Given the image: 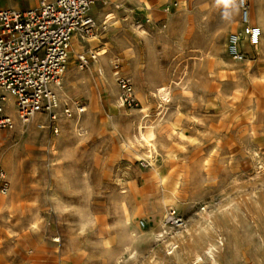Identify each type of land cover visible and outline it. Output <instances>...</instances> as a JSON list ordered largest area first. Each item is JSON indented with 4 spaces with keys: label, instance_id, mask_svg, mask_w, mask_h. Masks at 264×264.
Masks as SVG:
<instances>
[{
    "label": "rangeland",
    "instance_id": "obj_1",
    "mask_svg": "<svg viewBox=\"0 0 264 264\" xmlns=\"http://www.w3.org/2000/svg\"><path fill=\"white\" fill-rule=\"evenodd\" d=\"M244 1L247 17L261 9L264 21V0ZM145 2L94 0L93 25L71 40L68 57L75 41L80 44L66 65L71 62L77 73L61 78L70 102L59 106L58 101L56 121L58 117L62 123L68 110L69 118L80 117L86 129L79 144L70 147L74 172L68 176L65 194H46L54 187L52 165L65 169L67 163L59 147L54 156L47 151L49 142L23 151L15 184L0 161L8 184L3 192L0 181V195L13 196L0 217V264H194L196 254L200 264H209L208 253L219 264H264L256 236L264 241V27L257 48L253 45L249 52L243 47L245 58L238 42L243 57L235 60L228 49L229 36L235 34L228 31L231 25L225 14L232 9L240 22L239 0H165L149 4V12L141 8ZM100 12L114 14L104 24ZM102 46L109 55L106 65L100 66L91 54ZM91 67L93 73L87 72ZM121 79L130 85V103ZM162 84L170 86V93L158 117L160 101L152 94ZM82 108L85 111L79 113ZM7 109L13 113L12 100ZM13 119V129L0 131V139L17 132L20 122ZM149 121L153 127L168 125L154 143L158 152L153 159L143 155L142 146L136 153L131 150L137 145V126ZM31 125L45 140L56 136L44 116ZM79 170L81 178L74 175ZM161 179L167 183L162 185ZM189 180H197L200 189L187 188L184 183ZM174 182L180 184L183 199L195 200L187 211H174L184 226L192 216L198 220L209 215L215 229H209L210 236L202 237L206 231L202 228H189L183 241H170L177 231L167 220L171 207L164 211L163 226H157L154 206L162 198V187ZM14 185L19 194H9ZM79 205L84 207L78 211ZM164 229L169 235L162 233ZM130 238H136L134 245Z\"/></svg>",
    "mask_w": 264,
    "mask_h": 264
},
{
    "label": "built area",
    "instance_id": "obj_2",
    "mask_svg": "<svg viewBox=\"0 0 264 264\" xmlns=\"http://www.w3.org/2000/svg\"><path fill=\"white\" fill-rule=\"evenodd\" d=\"M93 2L36 0L33 8L24 11L0 8V131L13 129V118L27 124L35 116H44L50 130L57 134L55 111L58 100L54 86L64 72L72 38L79 32H86L92 25L90 7ZM240 7L243 9V23H246L244 0H240ZM246 34L255 45L260 30L252 27L246 29ZM228 42L230 55L240 60L239 38L230 35ZM119 83L125 101L130 103V85L123 79ZM7 97L12 100L11 114L7 109ZM79 111L82 113L85 109ZM65 115L70 117L68 111ZM0 181L5 192L8 184L1 170ZM167 220L173 230L184 226L183 218L172 211Z\"/></svg>",
    "mask_w": 264,
    "mask_h": 264
},
{
    "label": "bare ground",
    "instance_id": "obj_3",
    "mask_svg": "<svg viewBox=\"0 0 264 264\" xmlns=\"http://www.w3.org/2000/svg\"><path fill=\"white\" fill-rule=\"evenodd\" d=\"M142 1V0H141ZM119 2V1H118ZM116 3V2H115ZM125 3V2H124ZM137 3H139V2H137ZM239 3H240V0H239ZM119 4V3H118ZM140 5V4H139ZM240 5V4H239ZM138 6V5H137ZM136 6V7H137ZM235 6V5H234ZM135 7V8H136ZM139 7V6H138ZM261 7V6H260ZM91 8V7H90ZM141 8H142V10L143 11H147V12H149L148 10H149V4L148 3H143V4H141ZM151 8V7H150ZM254 9V8H253ZM233 10H235V9H233ZM256 11V10H255ZM102 12V11H101ZM100 12V14H99V16H101L102 17V19L103 20H101V22L103 21V23L104 24H106L108 21H110L111 20V17H113L112 15L114 14H111V13H101ZM260 14H262V11H261V9H259V10H257L256 11V13L255 12H251V14H250V17L247 19V21H246V23H243L242 22V20H240V22H238L235 18V16H236V12H233L232 11V9H227L226 10V14H225V19H226V22L228 23V24H230L231 25V28L230 29H228V31H230V30H232L233 32H234V34L239 38V41H241L240 42V44H239V48H240V51L241 52H243V55H244V58H245V56L248 54L246 51H244L243 50V47L244 46H246L247 48H248V50H249V52L252 50V47H253V43H252V39H251V37L249 36V35H247L246 34V29H249V28H252V27H256V28H258L259 30L260 29H263L262 28V25H263V27H264V21H263V19H262V17H261V15ZM171 20V19H170ZM105 21V22H104ZM112 22V21H111ZM93 19H92V25H93ZM169 24V23H168ZM258 24H261V28H259L258 26H255V25H258ZM260 26V25H259ZM167 27V26H166ZM165 28V27H164ZM237 31H239V32H237ZM232 32V33H233ZM139 33V32H138ZM77 34H81V32H79V33H77ZM142 34V33H141ZM146 34V33H145ZM146 36V35H145ZM149 37H150V35H148ZM261 37V30H260V35H259V37H257L256 38V44H255V48H257L258 47V45H259V38ZM263 37V36H262ZM76 39V38H75ZM80 39L82 40L83 39V37H81L80 36ZM91 39V38H90ZM95 39V38H94ZM152 39V38H151ZM92 40V39H91ZM97 40V39H96ZM95 40V41H96ZM148 40V39H147ZM245 41V42H244ZM262 41V40H261ZM88 42H92V41H88L87 40V43ZM79 44H80V40L78 39V41H75V44H73V48H72V53H71V55H69V57H68V59H69V61L70 60H72V58H74L73 56L77 53V51H78V48H79ZM86 44V43H85ZM261 44V43H260ZM149 45V44H148ZM144 47V46H143ZM222 48V44H221V47H220V49ZM254 48V49H255ZM260 48V47H259ZM122 49V48H121ZM151 51V50H150ZM92 57L95 59V60H98V63H99V65L100 66H102V65H106V60H107V58H108V55H109V52H108V50H107V48L106 47H104V46H102V47H100V48H97V50L96 51H94V52H92ZM243 57V56H242ZM83 57H81L80 58V60L82 59ZM152 58V57H151ZM150 58V59H151ZM143 59V58H142ZM74 60V59H73ZM84 60V59H83ZM147 61V60H146ZM145 62V61H144ZM67 63V62H66ZM132 64V63H131ZM147 64H149V63H147ZM95 66V65H94ZM145 66V65H144ZM152 66V65H151ZM154 67V66H153ZM153 67H151L150 69H153ZM94 68V67H93ZM75 67L72 65V63L71 62H69L67 65H65V69H64V71L66 70V72H63V74H62V76H61V78L62 79H68L69 78V76L71 77V72L73 73L74 71H75ZM107 69V68H106ZM106 69H105V72H106ZM144 69H146V68H144ZM95 71H97V69L95 70ZM146 71H148V70H146ZM76 72V71H75ZM87 72H91V73H93V69H92V67L91 68H89V71H87ZM161 72V71H160ZM163 72V71H162ZM77 73V72H76ZM76 73H74V75L76 74ZM78 73H80V72H78ZM86 73V72H85ZM95 73V72H94ZM144 73V72H143ZM156 73V72H155ZM154 73V74H155ZM166 73V72H165ZM146 74V73H145ZM150 74H152V72L150 73ZM154 74H153V76H154ZM73 75V74H72ZM78 75V74H77ZM100 75V74H99ZM149 75V74H148ZM211 75V74H210ZM115 76V75H114ZM166 76V75H165ZM85 77V76H84ZM155 77V76H154ZM158 77V76H157ZM164 76H163V74H162V78H163ZM143 78H145V77H143ZM149 78V77H148ZM151 78H152V76H151ZM168 78H169V76L167 77V81H168ZM62 79H60V81L58 82V84H56L55 86H54V91H55V93H56V95H57V98H58V101H59V106H68L67 104H69L68 102H70V97L68 96V94H67V90L66 89H64L63 88V86H62V83H61V80ZM146 79V78H145ZM159 79V78H158ZM163 80H164V78H163ZM166 80V79H165ZM147 81V80H146ZM158 83V82H157ZM160 83H161V81H160ZM154 84H155V82H154ZM170 84V83H169ZM173 84V83H172ZM171 84V85H172ZM143 86H145V85H143ZM169 88H170V86L169 85H163L162 84V86H159V87H156L155 88V90H154V93L152 94V95H155L158 99H159V101H160V105L158 106V110H157V116L158 117H160L161 116V114H162V112L163 111H165L164 110V104H165V102H167V100L169 99ZM146 89V88H145ZM161 89H163L164 91H161ZM149 91V90H148ZM182 92V91H181ZM151 95V94H150ZM147 96V95H146ZM154 96V97H155ZM153 97V98H154ZM9 97H7L6 98V101H7V99H8ZM172 98V97H171ZM156 101V100H155ZM158 101V102H159ZM122 103V102H121ZM164 103V104H163ZM173 103V102H172ZM117 104H118V102H117ZM159 103H157V105H158ZM167 104H168V102H167ZM169 106V105H168ZM60 108V107H59ZM168 109V108H167ZM67 110V109H66ZM68 111V110H67ZM58 112V111H57ZM66 112V111H65ZM69 112V111H68ZM78 113V112H77ZM83 113V112H82ZM166 113H167V111H166ZM58 114V113H57ZM60 114V113H59ZM88 114V113H87ZM90 114V113H89ZM88 114V115H89ZM85 115V114H84ZM166 115V114H165ZM61 116V115H60ZM59 116V117H60ZM63 116V115H62ZM86 116V115H85ZM76 117H78V116H76ZM156 117V116H155ZM168 117H170V116H168ZM65 119H63L62 121V123H61V120L57 117V121L55 120V122H56V124H57V126H58V129L60 130V133L58 134H56V136L54 137V139L53 140H51V141H48V140H45L43 137H40V136H38V132L36 131V130H34V126H32L31 125V122L33 121V119H35V117L28 123V124H25V123H22V122H20V123H18V129H17V132H11V133H9L7 136H5V137H2L1 139H0V161L2 162V163H4V165L8 168V171H9V178L11 179V180H13L14 179V181H13V183L15 184V180H16V178H17V176H19V175H17V172L18 171H20L21 169H22V166H23V164H22V162L20 161V158H21V155H22V153L24 154L25 152H23V151H25V150H31V149H34L35 148V146H39V147H42V146H45L48 142V145H49V149H47V151L49 152V153H51V155H53L54 156V150L56 149V147H59L60 148V152L62 151L63 152V157L65 158V160H66V166H65V169H62V167L61 168H58V167H56V166H54V165H52V168L50 169V176H51V178H52V180H53V183H54V187L53 188H51L50 190H49V192L48 193H46V194H65V191L67 190V188H66V185H67V181H68V176H69V174L70 173H73L74 172V169H73V160H72V154L73 153H71L70 151L72 150L70 147H72V145H74L75 143H78V141L80 140V137L82 136V135H85V129H84V125L86 124V123H84L82 120H81V118L80 117H78V118H74L73 117V119L72 118H69V117H64ZM163 119H164V117H162ZM87 120V119H86ZM88 120H89V118H88ZM87 120V121H88ZM167 120V119H166ZM169 120H170V118H169ZM35 122V121H34ZM17 123V122H16ZM84 123V124H83ZM152 123V122H151ZM150 123V121H149V123H146L145 122V124H143V123H139L140 125H136L138 128H137V135H136V138H134V139H136V141L135 142H137V145H135V144H132L133 146H135V148L137 149H135L133 146H131L132 148H131V150H135L134 152L136 153V152H138L139 151V148L142 146L143 147V150H144V154L143 155H145L148 159H153L154 158V156H155V154L158 152L157 151V149H156V146H155V141L157 140V139H160V136H162V129H164L165 128V125H167V124H162V125H159L158 127H153L152 126V124ZM32 126V127H30V126ZM34 125V124H33ZM61 125H62V127H61ZM88 125V124H87ZM41 125H37L36 127L38 128V129H41V130H43V129H45L46 127H43V126H41ZM89 126V125H88ZM168 126V125H167ZM28 127V128H27ZM91 127V126H90ZM88 128V127H87ZM166 129V128H165ZM136 133V132H135ZM171 134H173V132H171ZM167 135V134H166ZM43 136V135H42ZM165 136V135H164ZM172 136V135H171ZM169 137V136H168ZM178 137V136H177ZM179 138V137H178ZM177 138V139H178ZM8 139H10L12 142H10V145H7V146H4L2 143L3 142H6V140H8ZM82 139H84V138H82ZM83 141V140H82ZM158 141H160V140H158ZM81 142V141H80ZM127 142V141H126ZM126 142H124V143H126ZM133 142V141H132ZM134 142V143H135ZM157 142V141H156ZM167 142H168V140H167ZM218 142V141H217ZM155 143V144H154ZM51 144V145H50ZM79 144V143H78ZM127 144H128V142H127ZM157 145V144H156ZM75 146H77V144L75 145ZM129 146H130V144H129ZM158 146H159V144H158ZM79 147V146H78ZM77 147V148H78ZM129 148V147H128ZM71 149V150H70ZM130 149V148H129ZM143 150H141V151H143ZM59 151V150H58ZM76 151V150H75ZM31 153V152H30ZM142 155V154H141ZM157 155V154H156ZM58 156V155H57ZM60 156V155H59ZM144 156V157H145ZM61 157V156H60ZM150 161V160H149ZM51 162H53L52 160H51ZM63 164H64V162H63ZM80 170L79 171H76L75 173L76 174H74V175H76L77 177H79L80 176ZM13 176H14V178H13ZM196 176V175H195ZM82 176H80V178H81ZM189 177V176H188ZM86 178V177H85ZM85 178H83V179H85ZM162 178V177H161ZM164 178V177H163ZM194 178V177H193ZM75 179V178H74ZM79 179V178H78ZM86 180V179H85ZM197 181V180H196ZM196 181L195 180H189V181H187L186 183H184V184H186L187 185V188H190V187H193V188H195L194 186L195 185H197V187L199 188V186H198V184H196ZM160 182L162 183V185H164V184H166L167 182H165L163 179H161L160 180ZM75 184V183H74ZM168 185V184H167ZM167 185H165L164 187H162V198H161V200L159 201V203H157V205H155L154 207H155V214H156V220H157V226H163L162 225V219H163V215H164V211L166 210V208L167 207H171V208H169L170 209V212L172 211L173 213H175V214H177L174 210L175 209H179V208H181L182 210H184V211H187L189 208H190V205L191 204H193L194 202H195V200L193 199V198H186V199H183L181 196H180V192H179V186H180V184L178 183V182H174L173 184H171V185H169V186H167ZM85 187V186H84ZM87 187V186H86ZM200 189V188H199ZM86 191H87V189H86ZM47 192V191H46ZM184 192V191H183ZM79 193V192H78ZM86 193V192H85ZM123 194H124V192H122ZM3 194V193H2ZM9 194H19L17 191H16V187H15V185H14V187H13V189H12V191L9 193ZM83 194V193H82ZM183 194V193H182ZM49 197V196H48ZM51 198V197H50ZM58 199V198H57ZM12 200H13V196L11 197H7V196H3V195H0V217H1V212H3L2 210H4L5 208H7L8 209V205L9 204H11V202H12ZM49 201H50V199H49ZM48 201V202H49ZM126 201V200H125ZM51 202V201H50ZM125 203V205H126V202H124ZM50 204V203H49ZM12 205V204H11ZM81 205V204H80ZM79 205V208H78V211H79V209L81 210V209H83V207L82 208H80L81 206ZM83 205V204H82ZM124 205V204H123ZM125 205H124V208H125ZM120 206V205H119ZM14 207H15V205H14ZM10 208V207H9ZM34 209V208H33ZM126 209V208H125ZM124 209V210H125ZM6 210V209H5ZM37 210V209H36ZM64 210V209H63ZM127 210V209H126ZM83 211V210H82ZM81 211V212H82ZM163 211V212H162ZM75 212V211H74ZM86 212V211H85ZM127 212V211H126ZM161 212V213H160ZM169 212V213H170ZM205 212V211H204ZM15 212H13V214H14ZM36 213V212H35ZM163 213V214H162ZM12 214V215H13ZM16 214V213H15ZM26 214V213H25ZM25 214H24V217H25ZM36 214H38V213H36ZM76 214V213H75ZM77 214H78V212H77ZM76 214V215H77ZM162 214V215H161ZM207 214V213H206ZM209 214V213H208ZM19 215V214H18ZM27 215V214H26ZM178 215V214H177ZM202 215V214H201ZM16 216H17V214H16ZM28 216V215H27ZM30 216V215H29ZM32 216V215H31ZM30 216V217H31ZM74 216V215H73ZM88 216V215H87ZM209 215H207V217L206 216H202L200 219H198V220H196V219H194L193 218V216L190 218V223H189V221H188V223L187 224H189V226H183V229L182 230H177L176 231V237H173V236H171L170 237V241H178V240H182L183 238H186L185 237V234L188 232V230H189V228H193V230H195V229H200V228H202L204 231H205V233L203 234V236L202 237H205L204 235L206 234L207 235V237L208 236H210V235H208L209 234V229H211L212 231L213 230H215L214 229V227H213V225H212V221H209V217H208ZM211 216V215H210ZM9 217V216H8ZM17 217H19V216H17ZM17 217H15V218H17ZM21 217H22V214H21ZM75 217H77V216H75ZM23 218V217H22ZM29 218V217H28ZM33 218V217H32ZM124 218V217H123ZM4 219V218H3ZM78 219H79V217H78ZM131 219V218H130ZM7 220V219H6ZM9 220V219H8ZM7 220V221H8ZM17 220H18V218H17ZM26 220V219H25ZM36 219H34V221H35ZM128 220V219H127ZM0 221H2V220H0ZM6 221V222H7ZM31 221V220H30ZM131 221V220H130ZM165 221V220H164ZM5 222V221H4ZM17 222V221H16ZM15 222V223H16ZM19 222V221H18ZM22 222V221H21ZM26 222V221H25ZM27 222H28V220H27ZM124 222V221H123ZM20 223V222H19ZM23 223V222H22ZM164 223V222H163ZM2 224V223H1ZM8 224V223H7ZM29 224V223H28ZM33 224H34V222H33ZM205 225V226H204ZM67 226V225H66ZM129 226V225H128ZM7 227H8V225H7ZM73 227V226H72ZM158 227V228H159ZM128 228H131L132 229V227H128ZM157 228V229H158ZM195 228V229H194ZM33 229V228H32ZM161 229V228H160ZM10 230V229H9ZM165 230V229H164ZM211 230H210V232H211ZM197 231V230H196ZM195 231V232H196ZM8 232V231H7ZM13 232V231H12ZM193 232V231H192ZM128 233H129V231H128ZM131 233H133V232H131ZM160 233V232H159ZM162 233H165L166 235H169V233L165 230V231H163ZM214 233V232H213ZM155 234V233H154ZM153 234V235H154ZM197 234V233H196ZM10 235H12V234H10ZM127 235V234H126ZM159 235H162V234H158L157 236H159ZM129 235H127L126 237H128ZM132 236V235H131ZM156 236V235H155ZM254 236H255V234H253V236H252V238H251V241H253V245H256V241H255V239H254ZM257 236V238L258 239H260V241H261V243H262V245H261V249H259V252H260V254L263 256V258H264V241H263V239H261V237H260V235H256ZM151 237H153V236H151ZM191 237V236H190ZM195 237V236H194ZM202 237L201 238H198L199 240L200 239H202ZM153 238H155V237H153ZM210 238V237H209ZM85 239V238H84ZM134 239H136V238H134ZM134 239H132V238H130L129 240H130V243L132 244V245H134L135 244V240ZM120 240V239H119ZM155 240V239H154ZM220 240V239H219ZM55 241H58L57 239L55 240ZM183 241V240H182ZM190 241H192V240H190ZM195 241H196V239H195ZM202 241V240H201ZM201 241H198L197 240V242L199 243V242H201ZM60 242V241H59ZM220 242V241H219ZM129 243V242H128ZM127 243V244H128ZM192 245H194L193 243H191ZM190 244V245H191ZM172 245L174 246L175 244L174 243H172ZM198 245H200V244H198ZM220 245H224L222 242H220ZM257 245H258V243H257ZM127 246V245H126ZM188 246V245H187ZM129 247V246H128ZM193 247V246H192ZM212 247V246H211ZM125 248V247H124ZM133 248V247H132ZM185 248V247H184ZM212 249V248H211ZM113 250V249H112ZM111 250V251H112ZM124 250V249H123ZM127 250V249H126ZM125 251V250H124ZM128 251V250H127ZM135 251V250H134ZM194 251V250H193ZM206 251V250H205ZM257 251V250H256ZM256 251H254V252H256ZM132 252V251H131ZM195 252V251H194ZM62 253H63V251H62ZM123 253V252H122ZM121 253V254H122ZM108 254H110V253H108ZM120 254V255H121ZM196 254V253H195ZM210 256H209V258L207 259V258H205L206 260H208V262L207 263H209V264H219L218 263V261H217V259H216V257H215V255H213V254H211V253H208ZM256 254V253H255ZM254 254V256H256ZM119 255V256H120ZM113 256V255H112ZM119 256H118V258H119ZM127 256V255H126ZM128 256H129V254H128ZM216 256H217V254H216ZM258 256V255H257ZM256 256V257H257ZM261 256V257H262ZM108 257V256H107ZM117 257V256H116ZM122 257V256H121ZM205 256H203V258H204ZM218 257V256H217ZM259 257V256H258ZM112 258V257H111ZM192 259V258H191ZM204 259V260H205ZM259 259H260V257H259ZM262 259V258H261ZM112 260V259H111ZM110 260V261H111ZM117 260V259H116ZM201 257H200V255H195L194 257H193V263L194 264H200V262H201ZM252 260V259H251ZM255 260H256V258H255ZM258 260V259H257ZM256 260V261H257ZM262 261V260H261ZM112 262V261H111ZM118 262V261H117ZM121 262V261H120ZM203 262V261H202ZM253 262V261H252ZM259 262V261H258ZM114 263V262H113ZM112 263V264H113ZM115 263H116V261H115ZM203 264V263H202Z\"/></svg>",
    "mask_w": 264,
    "mask_h": 264
},
{
    "label": "crops",
    "instance_id": "obj_4",
    "mask_svg": "<svg viewBox=\"0 0 264 264\" xmlns=\"http://www.w3.org/2000/svg\"><path fill=\"white\" fill-rule=\"evenodd\" d=\"M110 1H116V0H110ZM134 1H141V0H134ZM164 1L165 0H147L148 4H150V5H155V4H158V3H163ZM35 4H36V0H0V8L14 10V11H24V10H27L29 8H33L35 6ZM91 7H94V5H92ZM10 100H11V98H8L7 99V102H9ZM36 117H38V116H35V118ZM42 126H44V125H42ZM19 174H20V171L17 172V175H19ZM17 178H18V176H17ZM17 178H16L15 181H17Z\"/></svg>",
    "mask_w": 264,
    "mask_h": 264
},
{
    "label": "snow or ice",
    "instance_id": "obj_5",
    "mask_svg": "<svg viewBox=\"0 0 264 264\" xmlns=\"http://www.w3.org/2000/svg\"><path fill=\"white\" fill-rule=\"evenodd\" d=\"M161 91H164L163 89H161ZM33 227H35V225H33Z\"/></svg>",
    "mask_w": 264,
    "mask_h": 264
}]
</instances>
